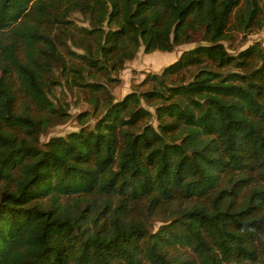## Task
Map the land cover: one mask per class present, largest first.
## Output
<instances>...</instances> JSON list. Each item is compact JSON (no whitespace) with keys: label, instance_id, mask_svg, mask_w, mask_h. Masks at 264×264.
<instances>
[{"label":"trees","instance_id":"1","mask_svg":"<svg viewBox=\"0 0 264 264\" xmlns=\"http://www.w3.org/2000/svg\"><path fill=\"white\" fill-rule=\"evenodd\" d=\"M263 27L264 0H0V264H264V45H226ZM59 85L93 109L41 142Z\"/></svg>","mask_w":264,"mask_h":264},{"label":"rangeland","instance_id":"2","mask_svg":"<svg viewBox=\"0 0 264 264\" xmlns=\"http://www.w3.org/2000/svg\"><path fill=\"white\" fill-rule=\"evenodd\" d=\"M72 18L78 25H88V20L81 14L74 13ZM257 40L264 45V27L250 34L245 40H242V35L238 34L231 45L228 42H226V45L229 46L231 51L236 52ZM197 42L179 45L172 51L155 50L150 53L145 52L144 47L141 46L135 57L126 61L125 67L117 74H114L119 80L108 82L109 91L116 99L122 98L136 84L140 83L148 73H160L166 65L177 60L184 49L195 46ZM50 96L54 101L66 106L70 117L64 122L49 127L47 132L41 136V142H45L55 135H66L70 131L78 130L80 123L77 115L82 111H91L93 109V104L89 101L90 92L88 90L59 85L53 89V93ZM94 120L95 118L92 117L88 123L91 125ZM159 224L160 222H156L155 226L157 227Z\"/></svg>","mask_w":264,"mask_h":264}]
</instances>
